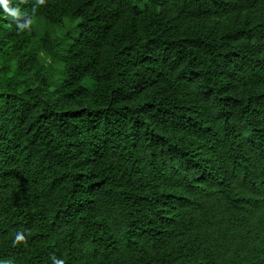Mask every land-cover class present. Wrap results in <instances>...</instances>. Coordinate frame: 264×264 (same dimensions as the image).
<instances>
[{"label":"trees","instance_id":"obj_1","mask_svg":"<svg viewBox=\"0 0 264 264\" xmlns=\"http://www.w3.org/2000/svg\"><path fill=\"white\" fill-rule=\"evenodd\" d=\"M10 7L0 264H264V0Z\"/></svg>","mask_w":264,"mask_h":264},{"label":"clouds","instance_id":"obj_2","mask_svg":"<svg viewBox=\"0 0 264 264\" xmlns=\"http://www.w3.org/2000/svg\"><path fill=\"white\" fill-rule=\"evenodd\" d=\"M44 2L45 0H38L39 4H44ZM0 7H3L5 13H7L12 18V20L17 23V26L20 30H24L30 25L31 21H28V23H20L21 13L18 8L10 7V0H0ZM21 242L26 244L27 239L22 232H18L16 234L15 240L13 241V245H17ZM52 260L53 264H65L64 260L58 259L55 256L52 257ZM4 264H11V262L6 261Z\"/></svg>","mask_w":264,"mask_h":264},{"label":"rangeland","instance_id":"obj_3","mask_svg":"<svg viewBox=\"0 0 264 264\" xmlns=\"http://www.w3.org/2000/svg\"><path fill=\"white\" fill-rule=\"evenodd\" d=\"M68 28H69V25H68L67 23L64 25V29H63V30H60L58 27H50V29H51V31L54 33V35H55V33H58L59 31H60V32L62 31V33H63V32H65L66 29H68Z\"/></svg>","mask_w":264,"mask_h":264}]
</instances>
